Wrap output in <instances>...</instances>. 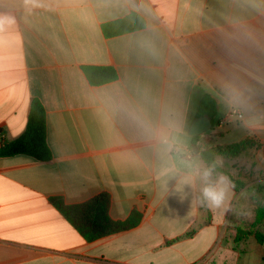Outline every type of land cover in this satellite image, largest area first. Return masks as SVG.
<instances>
[{
	"label": "crops",
	"instance_id": "crops-1",
	"mask_svg": "<svg viewBox=\"0 0 264 264\" xmlns=\"http://www.w3.org/2000/svg\"><path fill=\"white\" fill-rule=\"evenodd\" d=\"M41 4L29 12L24 0H0V15L16 21L0 33V146L25 132L38 99L53 155L0 158V264H264L254 236L235 241L233 182L225 204L209 209L195 179L207 165L200 151L246 139L254 145L217 162L235 179L264 175V0ZM131 12L143 29L103 35V23ZM85 65L118 78L92 86ZM203 94L218 113L192 154ZM101 193L113 221L136 212V225L89 241L52 202Z\"/></svg>",
	"mask_w": 264,
	"mask_h": 264
},
{
	"label": "trees",
	"instance_id": "trees-1",
	"mask_svg": "<svg viewBox=\"0 0 264 264\" xmlns=\"http://www.w3.org/2000/svg\"><path fill=\"white\" fill-rule=\"evenodd\" d=\"M146 26L145 19L136 12L105 22L101 25V30L106 38L120 36L130 32L143 29ZM82 70L92 86H100L117 80L118 74L111 66H82ZM218 113L216 99L210 94H203L198 103L197 116H207L213 122ZM199 136H194L192 145H197ZM252 140L246 139L237 144L228 146L206 147L200 154L204 162L212 164L217 162L218 156L229 159L239 157L248 148L253 146ZM26 155L37 161L49 162L53 155L47 143V121L46 112L42 103L38 99H33L30 106L27 126L25 132L13 141H5L0 146V158ZM229 177L235 186L236 192L242 189L245 183L233 178L226 170L220 166L217 168ZM53 204L67 217L68 220L83 234L85 239L92 241L107 235L128 230L136 225V212H133L125 221H113L109 217L110 196L108 193H101L91 201L81 205H66L60 198H53ZM264 221V207L257 212L256 225ZM195 230L185 234L184 237H191ZM247 236H254L264 248V232H250L241 227L237 228L235 241L239 242ZM180 238L168 242L170 244Z\"/></svg>",
	"mask_w": 264,
	"mask_h": 264
},
{
	"label": "clouds",
	"instance_id": "clouds-1",
	"mask_svg": "<svg viewBox=\"0 0 264 264\" xmlns=\"http://www.w3.org/2000/svg\"><path fill=\"white\" fill-rule=\"evenodd\" d=\"M27 11L41 7V0H24ZM15 18L8 15H0V33L7 31L15 25ZM218 162L202 165L196 170L195 179L201 184L200 203L209 209L220 208L225 204L230 191L231 181L221 172L217 171Z\"/></svg>",
	"mask_w": 264,
	"mask_h": 264
},
{
	"label": "rangeland",
	"instance_id": "rangeland-1",
	"mask_svg": "<svg viewBox=\"0 0 264 264\" xmlns=\"http://www.w3.org/2000/svg\"><path fill=\"white\" fill-rule=\"evenodd\" d=\"M201 144L195 146L199 148V151L207 146L203 145V142ZM194 153L193 151L192 154ZM221 165H225V163L221 162ZM239 179L245 185L236 192L229 218L238 221L239 227L246 231L264 232V221L256 225L257 212L264 207V175L259 177L250 174L244 175Z\"/></svg>",
	"mask_w": 264,
	"mask_h": 264
},
{
	"label": "water",
	"instance_id": "water-1",
	"mask_svg": "<svg viewBox=\"0 0 264 264\" xmlns=\"http://www.w3.org/2000/svg\"><path fill=\"white\" fill-rule=\"evenodd\" d=\"M211 127H212V123L209 117L207 116L197 117L191 124L189 135L191 136L200 135L208 131ZM193 150L195 153H199V148L194 147Z\"/></svg>",
	"mask_w": 264,
	"mask_h": 264
},
{
	"label": "built area",
	"instance_id": "built-area-1",
	"mask_svg": "<svg viewBox=\"0 0 264 264\" xmlns=\"http://www.w3.org/2000/svg\"><path fill=\"white\" fill-rule=\"evenodd\" d=\"M230 117H235L237 119H242L243 118V115L238 112L237 110H233L231 113H230Z\"/></svg>",
	"mask_w": 264,
	"mask_h": 264
}]
</instances>
